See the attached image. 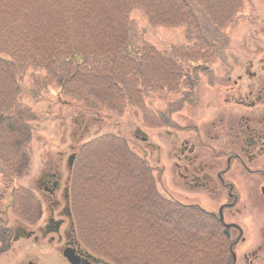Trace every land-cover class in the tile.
Returning <instances> with one entry per match:
<instances>
[{
  "label": "trees",
  "instance_id": "1",
  "mask_svg": "<svg viewBox=\"0 0 264 264\" xmlns=\"http://www.w3.org/2000/svg\"><path fill=\"white\" fill-rule=\"evenodd\" d=\"M223 7L214 0H0V193L12 192L22 220L36 221L40 210L20 184L30 167L34 125L42 121L26 100L39 103L58 87L60 95L102 116V110H124L130 101L161 94L167 107L154 111L158 120L152 122L172 127L173 115L193 105L202 78L212 80L200 66L207 65L200 64L207 62L205 53L226 51L230 39L224 27L232 15H223ZM209 10L216 11L214 20ZM138 20L183 27L187 45L170 56L179 49L172 47L164 62ZM85 152L97 153L87 171ZM82 156L74 168L76 174L81 163L74 176L78 199L73 215L85 246L96 248L99 258L112 264L225 261L228 254L203 213L160 192L152 197L143 173L133 181L138 168L154 169L130 150L125 138L107 133L85 147ZM83 171L88 172L84 185ZM87 189L94 190L93 196L85 197ZM154 210L161 221L150 220Z\"/></svg>",
  "mask_w": 264,
  "mask_h": 264
},
{
  "label": "flooded vegetation",
  "instance_id": "2",
  "mask_svg": "<svg viewBox=\"0 0 264 264\" xmlns=\"http://www.w3.org/2000/svg\"><path fill=\"white\" fill-rule=\"evenodd\" d=\"M245 47L251 52H239L236 78L233 67L224 65L222 112L209 119L204 135L199 127L191 131L207 161H201L197 143L184 139L176 148L177 166L184 162L178 173L196 193L190 205L208 219L213 236L226 240L228 255L219 264H264V47ZM160 162L159 156L161 176ZM71 172L65 175L60 162H50L36 187L23 185L40 206L36 221L22 220L12 192L0 193L7 196L0 198V264H107L77 231ZM200 190L206 191L202 204Z\"/></svg>",
  "mask_w": 264,
  "mask_h": 264
},
{
  "label": "rangeland",
  "instance_id": "3",
  "mask_svg": "<svg viewBox=\"0 0 264 264\" xmlns=\"http://www.w3.org/2000/svg\"><path fill=\"white\" fill-rule=\"evenodd\" d=\"M214 1H222L224 7L223 9L220 8V11L223 15H232L235 7L240 5L237 12L227 20L224 27V33L230 40L226 43L227 48L223 55H213L210 50L205 53L208 56L205 57L207 62L201 61L200 64L207 63V65L200 66H204L207 71L213 73V80L208 81L202 78V82L197 85L195 95L193 96L195 104L186 105L182 111L176 112L172 117V127H163V125H156V122H152L154 119L155 121L158 120V117L154 115V111L167 107V100L161 97V94H157L156 98L153 96L148 97L145 101H140L139 103L130 101L129 106H125L124 110H102L103 115L99 116L96 113H89L86 110L88 107L82 102L78 100L75 102L72 98L60 95L58 87H53L51 89L52 92L47 93L43 101L37 103L31 99H27L25 102L33 107L42 121L34 125L36 127L35 130H37L33 134V150L29 156L30 167L26 177L21 180L20 184H32L36 187L40 172L50 162H60L61 168H64V174L66 175L68 173V158L74 151L79 152L82 156L83 150L91 142L96 139L98 140L107 133H114L125 138V142L128 144L130 150L140 159L144 160L147 166L150 165L154 169L151 172L148 168L145 171V167L144 169L140 167V170L138 168V171L131 174L133 181L143 173L147 178V188H149V193L152 194V197H155L154 193L160 191L163 193L162 196L170 198V200L183 206H190V203L195 200L194 196H196V193L191 190L190 185L186 184L185 179L178 173V171L182 170L184 162L181 164V167L177 166L178 158L176 153H179V151L176 148L180 147V142L184 139L189 141V145L197 143L196 151L200 152L201 161H207L206 154L203 153L205 150L199 146L200 144L194 134L195 132L191 131L199 127L200 132L204 135L209 119L216 113L222 112L223 104L225 103V79L223 80L221 75H223L228 65L227 63L233 67L235 71L234 78H236L237 74H240V53L251 52L245 45H252L253 48L258 45L259 47H264V0ZM215 12L209 10V13H212L209 16L213 20L216 18L213 15ZM221 15L219 14V16ZM138 22L146 31L145 39L149 45L163 52L159 56L164 62L166 57L170 58V56L178 54L177 52L182 48L184 49L187 45L188 38L186 39L183 27L152 26L147 21L141 22L138 20ZM178 46L179 49L176 48L170 56L167 55L170 50H173L171 49L172 47ZM197 52L201 54V51L197 50ZM225 63L226 66H224ZM167 65L171 66L168 63ZM218 79L221 81L218 82ZM128 85L132 88L135 86ZM145 106L152 108L150 109L151 112L145 111ZM145 112L147 113V119H145L147 124H144L143 121ZM145 135L148 137L147 142L142 141ZM83 147L84 149L82 150ZM97 151L99 150L97 149ZM159 156L161 159L160 163L165 165V173L161 176L158 167H156ZM95 157H97V153L90 156L85 152V155L82 156V166L86 167V171L94 163ZM80 169L81 163H78L76 174L79 173ZM76 174L74 171V176ZM87 174L88 172L85 173L84 171L81 173V176H84L81 177L83 185ZM87 185L92 186L91 184ZM112 189L113 187H108L109 192ZM76 192L78 193L77 185ZM76 192H74L75 202L78 199ZM93 192L94 190L87 189V196L85 195V197L93 196ZM205 195L206 191L204 190H200L199 195H197L203 201L200 202L201 204L205 201ZM129 197L132 198L130 195ZM136 198L138 197H133V199ZM128 202L132 203V200L128 199ZM156 211H152V214L150 212V220L161 221L159 212L157 211V213ZM145 218L147 217L145 216ZM219 241L222 242L221 247L227 252L226 240L219 238ZM223 262L224 260H219L217 264Z\"/></svg>",
  "mask_w": 264,
  "mask_h": 264
},
{
  "label": "water",
  "instance_id": "4",
  "mask_svg": "<svg viewBox=\"0 0 264 264\" xmlns=\"http://www.w3.org/2000/svg\"><path fill=\"white\" fill-rule=\"evenodd\" d=\"M74 159H75V155H71V156L69 157L68 166H69L70 168H72V166H73V161H74Z\"/></svg>",
  "mask_w": 264,
  "mask_h": 264
}]
</instances>
